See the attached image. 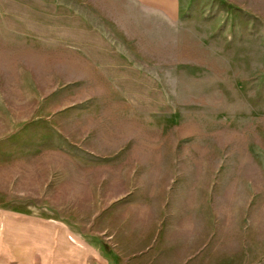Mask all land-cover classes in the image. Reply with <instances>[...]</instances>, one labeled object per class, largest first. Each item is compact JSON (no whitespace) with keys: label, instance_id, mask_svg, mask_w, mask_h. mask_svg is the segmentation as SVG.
Returning a JSON list of instances; mask_svg holds the SVG:
<instances>
[{"label":"rangeland","instance_id":"374dc122","mask_svg":"<svg viewBox=\"0 0 264 264\" xmlns=\"http://www.w3.org/2000/svg\"><path fill=\"white\" fill-rule=\"evenodd\" d=\"M262 263L264 0H0V264Z\"/></svg>","mask_w":264,"mask_h":264},{"label":"crops","instance_id":"0c3cea01","mask_svg":"<svg viewBox=\"0 0 264 264\" xmlns=\"http://www.w3.org/2000/svg\"><path fill=\"white\" fill-rule=\"evenodd\" d=\"M76 12H79L78 10H76ZM78 18H80V17H78ZM262 264H264V263H262Z\"/></svg>","mask_w":264,"mask_h":264}]
</instances>
